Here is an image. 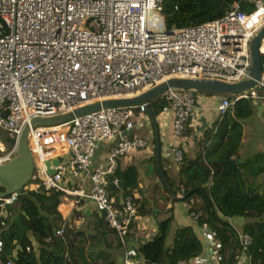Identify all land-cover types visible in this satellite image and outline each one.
<instances>
[{"label": "built area", "instance_id": "2783aa9c", "mask_svg": "<svg viewBox=\"0 0 264 264\" xmlns=\"http://www.w3.org/2000/svg\"><path fill=\"white\" fill-rule=\"evenodd\" d=\"M162 1L0 0V165L15 155L28 126L33 188L43 187L60 200L66 197L71 206L91 201L123 245L121 264H142L128 238L142 225L135 197L117 202L109 187L119 190L117 160L150 146L148 138L136 134L151 127L145 104L101 107L54 125L31 126V121L104 99L135 96L174 77L226 83L249 78L250 42L264 28V2L254 1L256 8L249 13L235 3L222 17L169 30ZM193 91L167 87V102L158 114L165 122L170 117L174 142L167 149L177 164L187 150L189 125L198 117ZM240 99L264 108V69L254 87L222 96L218 113L224 115ZM100 144H108L107 163L92 168ZM55 158L59 163L51 162L55 173L50 175L46 162ZM16 199L17 193L0 197V233L7 206ZM199 215L188 210L195 222ZM63 232L62 226L56 235ZM201 234L204 255L178 264H221V247L212 231L203 226ZM238 241L241 251L234 264H250L246 251L252 238L240 233ZM2 247L0 238V252ZM3 264L16 263L7 259Z\"/></svg>", "mask_w": 264, "mask_h": 264}, {"label": "trees", "instance_id": "16d2710c", "mask_svg": "<svg viewBox=\"0 0 264 264\" xmlns=\"http://www.w3.org/2000/svg\"><path fill=\"white\" fill-rule=\"evenodd\" d=\"M235 3L247 13L256 8L251 0H163L162 13L167 29L171 30L222 17ZM261 65L264 69V54H261ZM164 105L163 98L150 103L155 116ZM253 112L250 100H237L194 140V157L184 154L174 176L167 174L160 159L174 196L181 192V197L171 195L155 167L161 183L155 186L165 194L162 196L171 202L187 203L189 211L200 213L196 219L198 229L207 226L212 231L221 247V264H234L235 255L241 251L238 233L223 219L234 216L245 220L242 231L252 238L246 251L250 264H264V192H259L252 182L264 174V153H256L243 161L237 158L242 139L241 121ZM3 138L11 146L12 141ZM153 142L155 144V140ZM151 160L156 163L155 154ZM230 161L235 162L234 167L229 168ZM115 177L119 190L110 186L111 197L118 191L123 193L121 197L142 193L135 165L117 169ZM34 186L32 178L21 197L7 206L9 215L0 233L3 242L0 264L7 259L16 264H117V259L123 255V245L102 215L92 210L79 226L74 219L79 216L78 208L84 200L79 201L72 209V216L66 218L59 210L60 196L43 187L34 189ZM0 190H3L1 186ZM138 203L139 199L135 198L138 216L143 217L148 210L144 202ZM173 221L172 213L159 220L157 231L149 239L137 237L136 231L129 235L128 238L135 239V256L141 258L142 264H178L204 255L202 234L191 225L172 232ZM62 226L63 234L56 235V230Z\"/></svg>", "mask_w": 264, "mask_h": 264}, {"label": "crops", "instance_id": "0c3cea01", "mask_svg": "<svg viewBox=\"0 0 264 264\" xmlns=\"http://www.w3.org/2000/svg\"><path fill=\"white\" fill-rule=\"evenodd\" d=\"M251 1L254 2L256 0H251ZM259 1L264 2V0H259ZM221 97L222 96H218V94H214V93H208V94L200 93L198 95V99H197V104L199 107L198 117L192 125H189L188 128L189 138H188L187 150L185 152L186 156L194 157L196 151L194 140L196 138H200L203 132L212 125L213 121L221 116L217 111V105ZM253 109H254L253 114L249 118L241 121L243 129H242V139L240 142V147L238 149V156H237L239 161H243L256 153H264V133H262V130L260 129L261 126H264V108L260 107L257 104H254ZM155 117L159 128V141L161 145L160 155L165 157L166 159L170 156L167 148L170 144L174 142L170 117H168L167 122L162 120L158 116V114ZM160 122H163V125ZM247 123L250 124L251 127L254 128L256 127L254 131L252 130L250 131L251 134L248 136L246 135V132L248 131V128L250 126L248 127ZM151 127H153L152 124ZM141 130L143 129L137 130L136 134L145 136V134H143ZM144 130L147 131V134L149 135V131H148L149 127L145 128ZM150 137L151 138L149 137L148 138L151 142L155 140L154 131L150 135ZM154 146L155 144L153 142V144L150 145L149 150L146 152L135 150L126 156L120 157L117 160L116 171L117 169L124 170L130 165H135L139 172L138 164H141L143 159L151 161V157L153 156V154H155ZM107 157H108V144H100L94 155L92 161V168H99L104 166L107 163ZM178 168L179 166L177 165L175 171H173V174L174 173L176 174ZM252 182L254 184V187L257 188L259 192H264V174L259 175L256 179H253ZM139 187L142 189L145 188L144 185L141 183V181L139 183ZM147 194L148 192H145V190L142 193L134 194V197L136 199H139L138 204L144 202V206L148 210V213L145 214L143 217L139 216V224L140 226L142 225V228L140 229L138 228L139 230L135 228L134 231H136L135 235L137 237H141L143 239H149V237H151V235H153L157 231V222L159 220L168 217L171 213L173 214V218H174L172 224V232L178 227L191 225L201 235V228L198 229V225L196 224V222L188 216L187 203L171 202L165 199V196H162L165 195L163 193L157 194L156 200L152 201L151 199H148ZM181 196H182L181 192H178L176 194L177 198ZM112 198L113 200L119 202V200H121L122 197L115 198L114 196H112ZM75 206H71L70 199L66 197H62V199L60 200L59 210L60 211L64 210L66 212L64 217L69 218L72 216V209ZM78 209L80 211V214L74 219V221H81V219L84 218L88 212L94 210L93 204L89 200L84 201V204ZM223 219L227 221L236 230L238 234L243 233L242 228L245 223L244 219L238 216L224 217ZM134 241L135 239L133 237L131 239L129 238L130 247L133 249V251L135 250ZM121 262H122V257L121 258L119 257L117 259V264H121Z\"/></svg>", "mask_w": 264, "mask_h": 264}, {"label": "water", "instance_id": "95a60500", "mask_svg": "<svg viewBox=\"0 0 264 264\" xmlns=\"http://www.w3.org/2000/svg\"><path fill=\"white\" fill-rule=\"evenodd\" d=\"M203 1V0H200ZM241 1V0H236ZM264 41V28H261L259 32L253 37L250 42V54H251V66L249 69V78L237 83H226L215 80H202L192 78H169L166 81L159 83L158 85L147 89L135 96L123 97V98H111L104 99L92 104L84 105L74 109L71 112L61 115L49 117V118H36L31 121V126L37 124L54 125L62 122L69 121L74 117H78L96 110L101 107L111 106H131L138 104H145L147 114L150 118L155 135V157L157 168L168 186L171 195L174 196L171 187L168 184V180L165 176L164 170L160 165V150L161 145L159 141V128L156 117L151 109L150 103L152 100L163 95L167 87H177L182 89H192L196 91L211 92L214 94H238L242 91L248 90L254 87L261 78L262 65H261V52L260 47ZM28 130L29 127L25 126L16 149L15 155L8 161L0 165V186L3 190H0V197H5L12 193H17V199H19L23 193L25 187L31 181L34 173V160L31 150L28 146ZM59 163L58 159L47 161V170L50 175L55 173V168L52 166ZM235 162H229V168L234 167Z\"/></svg>", "mask_w": 264, "mask_h": 264}, {"label": "rangeland", "instance_id": "374dc122", "mask_svg": "<svg viewBox=\"0 0 264 264\" xmlns=\"http://www.w3.org/2000/svg\"><path fill=\"white\" fill-rule=\"evenodd\" d=\"M262 46V45H261ZM262 49H264V46H262ZM200 93H202V94H208V93H211V92H203V91H196V90H194L193 91V94H194V96H195V98H196V100L198 99V95L200 94ZM218 96H230V94H218ZM158 98H163L164 99V97H163V95H161L160 97H158ZM158 98H156V99H158ZM153 101V100H152ZM151 101V102H152ZM166 100L164 99V104H166ZM248 124V123H247ZM250 126V127H249ZM255 126V125H254ZM248 131L246 132V135L248 136V135H250L251 134V130L252 131H254L255 130V128L254 127H251V125L250 124H248ZM145 128H143V130H141V132L143 133V134H145V136H147L146 138H151L150 137V135L153 133V127H150L149 128V135L147 134V131H145L144 130ZM260 129L262 130V133H264V126H261L260 127ZM162 135V134H161ZM148 138V139H149ZM151 144H153V141L150 143V145ZM28 146H29V149L31 150V151H33L34 150V147H33V143H32V140L30 139L29 141H28ZM150 147V146H149ZM149 147L147 148V149H144V150H139V151H141V152H146V151H148L149 150ZM164 152V151H163ZM161 164H162V166L164 167V169L166 170V172H167V174L171 177V176H174L175 175V173L173 174V171H175V169H176V167H177V165L179 166V164H177V163H175L173 160H172V157H171V155L168 157V158H166L165 159V157H163V156H161ZM139 165V179H141L140 181H141V183L144 185V189H142V192H144V190H145V192H148V194H147V197H148V199H151L152 201H155L156 200V198H157V194H160V193H163V192H161L160 190H158L157 189V187L155 186L156 184L157 185H161V183H160V179H159V177H158V175H157V173H156V168L155 167H157V164L156 163H154L152 160L151 161H149V160H145V159H143V161H142V163L141 164H138ZM148 185H150V186H148ZM113 191H111V190H109V194H111ZM123 195V193L121 192V191H118V192H116V193H114V197L116 198V197H121ZM83 219V218H82ZM82 219H81V221H75V223L77 224V225H81L82 224Z\"/></svg>", "mask_w": 264, "mask_h": 264}, {"label": "bare ground", "instance_id": "6f19581e", "mask_svg": "<svg viewBox=\"0 0 264 264\" xmlns=\"http://www.w3.org/2000/svg\"><path fill=\"white\" fill-rule=\"evenodd\" d=\"M262 46H264V42H262ZM260 50H261V52H264V49H262V47H260ZM41 177H40V175H39V179H40Z\"/></svg>", "mask_w": 264, "mask_h": 264}]
</instances>
